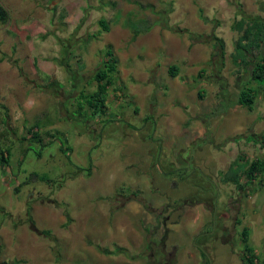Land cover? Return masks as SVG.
Here are the masks:
<instances>
[{
  "label": "rangeland",
  "instance_id": "374dc122",
  "mask_svg": "<svg viewBox=\"0 0 264 264\" xmlns=\"http://www.w3.org/2000/svg\"><path fill=\"white\" fill-rule=\"evenodd\" d=\"M0 7L8 13L0 20V147L10 151L0 163V264H179V249L186 264L209 257L249 264L246 245L264 264V172L255 180L243 174V190L222 178L242 155L247 166L264 160V94L252 110L238 103L249 76H237L230 58L233 22L264 16V0H0ZM118 10L145 18L150 30L133 38L122 19L100 32L99 21ZM210 35L224 40L225 56L214 55ZM108 47L118 65L108 111L82 114L81 93L96 89ZM186 84L192 93L183 99ZM33 125L47 145L32 136ZM33 171L50 181L21 185ZM202 206L210 221L194 236L205 250L197 261L190 225L176 226L175 236L170 226ZM120 246L126 252L104 250Z\"/></svg>",
  "mask_w": 264,
  "mask_h": 264
},
{
  "label": "trees",
  "instance_id": "16d2710c",
  "mask_svg": "<svg viewBox=\"0 0 264 264\" xmlns=\"http://www.w3.org/2000/svg\"><path fill=\"white\" fill-rule=\"evenodd\" d=\"M135 12H129L126 16L122 14L121 10H118L115 14L114 19L111 21L107 19H101L99 21L101 25V31H109L111 29L112 23H119L123 20V24L127 26L130 31L133 33V38H136L139 34L145 33L150 30V23L143 17L134 19L133 14ZM135 17V16H134ZM8 19L7 11L0 7V20L5 22ZM232 29L238 32V37L234 43V49L230 54V58L233 65V70L237 76L243 78L245 75H248L249 78L242 85L240 89V95L238 98V103L242 106L248 107L250 110L254 109V105L257 97L261 92L264 94V16L257 17H248L246 15L236 18L232 24ZM97 35H94L96 37ZM214 38L215 42L213 47L215 49L214 55L225 56V42L222 38L217 35H210ZM107 55L109 58L105 63L98 69L95 73V80L97 82L96 89L92 92L81 93V100H79V107L81 109L80 113L88 114V111H91L93 116L99 114H106L108 111V97H109V88L115 84L116 74L118 72L117 60L110 47L107 49ZM169 72L172 76H177L179 73V67L172 65L169 69ZM255 82L257 86H252L250 83ZM60 84L59 81L53 80L50 81L49 85L54 86ZM62 84V83H61ZM60 87V86H59ZM200 97H203L201 92ZM4 123H7L6 120ZM37 130L35 131V129ZM39 127L33 125L30 130L32 136L40 141L42 145H47L48 143H43V138L41 133L38 131ZM56 137L55 135H51ZM242 137V135H240ZM249 140H254L258 142V139L254 135H248ZM237 141L239 137L235 138ZM261 141L264 142V133L261 134ZM61 149L66 152L70 148L64 147V143H61ZM10 151L5 150L0 147V163L7 162L10 156ZM38 155L41 156L42 152L39 151ZM89 171L91 169H88ZM264 172V160L256 159L249 166L246 165V159L242 155L234 159L229 167L222 173L223 181L226 183L234 184L238 189L243 190L244 184L241 182L242 175L245 174L248 179L255 180L258 175ZM90 173V172H89ZM45 180L50 181L46 175L40 174L36 171H33L29 174L28 178L21 183V185L29 184L34 180ZM249 229L245 227L243 229V240L248 242L249 240ZM166 236L163 240H165ZM107 253L119 254L126 252L124 247H116L114 250L109 251L104 249ZM245 256L246 261L249 264H256L257 257L254 254V249L250 245L245 247ZM203 252V251H202ZM205 255V253H204Z\"/></svg>",
  "mask_w": 264,
  "mask_h": 264
},
{
  "label": "crops",
  "instance_id": "0c3cea01",
  "mask_svg": "<svg viewBox=\"0 0 264 264\" xmlns=\"http://www.w3.org/2000/svg\"><path fill=\"white\" fill-rule=\"evenodd\" d=\"M182 44V48H183V50L185 49V48H187V45L188 44H184V43H181ZM186 46V47H185ZM200 48L201 47H196V45H195V51H197V50H200ZM188 82L187 83H190L191 81H192V79L191 78H189L188 80H187ZM184 88V90H183V92H182V89ZM182 89L180 90V92H178V96L179 97H183V99H186V97H187V95L189 94L190 95V97H191V93H192V91H188V84H186V86L184 87V85H182ZM188 91V92H187ZM200 94V93H199ZM196 213L197 214H193V216H191L190 218H188V220H186V221H184V220H182L181 221V219H180V221L179 222H172V224H171V234H173L174 233V236H175V234H176V230H177V228H176V226H179V225H190V232H186V235L190 238V241H191V243L193 244V245H195V246H197L196 244H194V241H196V239L194 238V236H195V234H203V232H204V230L205 229H207V228H205V226L207 227V223H208V220H206V217L208 216V213H207V211L204 209V207L202 206L201 208H199L198 210H196ZM211 216V215H210ZM211 219V218H210ZM210 221V220H209ZM213 222V221H212ZM201 227H203V228H201ZM205 228V229H204ZM182 229H184V228H182ZM200 229H202L201 231H200ZM184 235V234H183ZM182 235V231H180L178 234H177V237H175L174 239L175 240H177V241H180V239H183V236ZM196 236H199V235H196ZM173 239V240H174ZM175 242V241H174ZM180 243V242H179ZM179 243H177V244H179ZM198 247V249L197 248H195V247H193V249L192 250H190V251H192L193 253H194V255H195V259L198 261V260H202V258L204 257V253L202 252V248H200L199 246H197ZM180 258H184V256H183V254H180V249H179V256H178V263L179 264H186V262H188L189 263V261H187L186 260V262H185V260L184 261H181L180 260ZM185 259V258H184ZM213 262H214V260H213ZM216 262H217V260H216ZM215 262V263H216Z\"/></svg>",
  "mask_w": 264,
  "mask_h": 264
},
{
  "label": "flooded vegetation",
  "instance_id": "af4514ba",
  "mask_svg": "<svg viewBox=\"0 0 264 264\" xmlns=\"http://www.w3.org/2000/svg\"><path fill=\"white\" fill-rule=\"evenodd\" d=\"M201 250H204V249L202 248ZM208 261H209V264H212V259L210 257H209Z\"/></svg>",
  "mask_w": 264,
  "mask_h": 264
},
{
  "label": "water",
  "instance_id": "95a60500",
  "mask_svg": "<svg viewBox=\"0 0 264 264\" xmlns=\"http://www.w3.org/2000/svg\"><path fill=\"white\" fill-rule=\"evenodd\" d=\"M213 219H214V221H215V219H216V218H215V215H214V218H213ZM203 251H205V250H203Z\"/></svg>",
  "mask_w": 264,
  "mask_h": 264
}]
</instances>
